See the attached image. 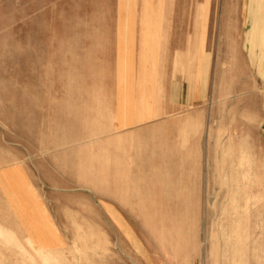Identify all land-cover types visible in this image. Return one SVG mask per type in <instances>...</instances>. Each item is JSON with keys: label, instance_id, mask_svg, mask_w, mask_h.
Returning <instances> with one entry per match:
<instances>
[{"label": "rangeland", "instance_id": "rangeland-1", "mask_svg": "<svg viewBox=\"0 0 264 264\" xmlns=\"http://www.w3.org/2000/svg\"><path fill=\"white\" fill-rule=\"evenodd\" d=\"M261 1L0 0V264H264Z\"/></svg>", "mask_w": 264, "mask_h": 264}, {"label": "crops", "instance_id": "crops-1", "mask_svg": "<svg viewBox=\"0 0 264 264\" xmlns=\"http://www.w3.org/2000/svg\"><path fill=\"white\" fill-rule=\"evenodd\" d=\"M256 1L258 0H248V4L255 3ZM260 2L262 1L260 0ZM246 8L247 12L244 22L249 25L246 36L244 37V43L248 46L247 61L253 69L257 66L255 67L256 72H261L262 67L264 66V5L255 7L247 5ZM148 30L150 31L149 35H151L150 33L152 32V28H149ZM199 49L200 47H198V52ZM256 49L259 51L258 58L255 57ZM195 51L197 52L196 49ZM191 65L192 66L191 69L189 68V71L190 73L193 72L195 76L196 70L194 69L193 64Z\"/></svg>", "mask_w": 264, "mask_h": 264}]
</instances>
